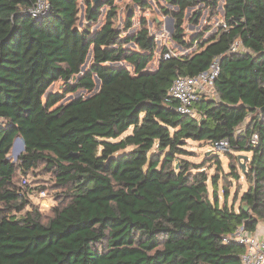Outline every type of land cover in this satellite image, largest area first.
<instances>
[{"label": "trees", "instance_id": "1", "mask_svg": "<svg viewBox=\"0 0 264 264\" xmlns=\"http://www.w3.org/2000/svg\"><path fill=\"white\" fill-rule=\"evenodd\" d=\"M46 1L48 9L31 16L35 0H0V264H241L244 246L231 235L264 220V0H223V21L188 40L185 10L196 8V23L202 9L216 14L219 0H153L173 17V39L193 48L164 58L163 47L155 69L145 18L128 33L131 17L122 29L113 24L115 0H82L79 26V0ZM102 7L105 20L93 28ZM216 58L213 95L198 98L195 117L177 113L165 102L176 73L193 76ZM95 76L96 92L62 102L79 88L93 90ZM58 80L63 91L44 97ZM16 136L24 140L17 164L7 158ZM224 138L234 152H251L237 210L227 194L222 203L217 197L218 157L210 177L205 162L178 157L188 154L187 140ZM233 151L229 169L239 179ZM39 164L61 193L48 216L34 206L16 216L29 201L14 177Z\"/></svg>", "mask_w": 264, "mask_h": 264}, {"label": "rangeland", "instance_id": "2", "mask_svg": "<svg viewBox=\"0 0 264 264\" xmlns=\"http://www.w3.org/2000/svg\"><path fill=\"white\" fill-rule=\"evenodd\" d=\"M149 4L147 8H141L139 5L133 3L131 0H115L116 5V17L114 19V26L118 29H122L125 24V21L131 17L132 19V27L127 30L128 33L136 32L140 27V20L141 18L146 19V25L149 29L151 35L155 37V56L153 60L148 64L150 69H155L157 66V59L162 53V48L165 47L169 51L177 55H184L193 48L186 49L178 44L172 37L174 32V19L173 25L169 19L168 15H164L155 2L153 0H146ZM163 5L165 3L161 2ZM223 0L218 1V5L216 7V14H212L209 9H202L201 14L197 18V22L194 23L191 21V17L196 8H188L185 10V16L183 19V27H184V35L185 39L188 40L191 36L195 35L199 31L203 30L206 26L211 27L208 32L205 33V37L212 33L215 27L223 21ZM83 12H84V3L82 0H79V14H78V25L83 26L84 19H83ZM107 13V7L101 8V15L98 21L93 24V28H98L105 20V16ZM173 18V17H172ZM128 47L134 48V44H128ZM91 61V52L86 57V61L84 63L83 70H80V74H82L86 68L88 67ZM117 65H127V63H119ZM129 66V65H127ZM130 68V67H129ZM79 74V75H80ZM78 75L74 76L69 83H74L77 79ZM95 81V78H94ZM97 83V82H96ZM98 85H95V88L91 91L85 90L83 88H79L73 92L67 93L62 102H67L71 99L78 98V97H88L92 93L98 90ZM63 81L58 80L51 84L44 97H46L49 93L54 91H63ZM131 129L126 131V134H130ZM15 139V138H14ZM114 141V140H113ZM21 144L19 141H14L12 146L9 150L7 158L14 162L15 164L18 163V157L23 152L20 150ZM183 148L188 152L187 155H179V158L187 159L193 163H204L205 172L210 177L214 173L217 172L216 163L214 161V157H218L220 159L221 168L222 170L219 173L220 178L218 180V184L216 187V194L219 199V202L222 203L224 200V195H228L226 201L229 206H234V209L237 210L238 206L240 205L239 197L242 193H244L250 184L248 179L245 177L244 173L241 171V167L239 163L236 165V172H238L239 179L235 178L233 174L230 173L229 163L230 161L233 163V159L230 160L228 157V152L232 151L229 150H213L211 148V144L206 141H193L187 140ZM130 147H127L126 150H129ZM213 151H212V150ZM241 154V153H239ZM249 155L248 153H245ZM217 155V156H216ZM233 155H237L234 153ZM249 158L245 161V166L248 163ZM238 162V158H237ZM203 168V169H204ZM22 177L26 178V183H23L21 180ZM14 183L17 185L19 190L24 193L25 198L29 201V204L26 205L23 211L20 213L14 212L16 216H20L26 210H30L31 206L36 207L44 217L50 214V209L53 205L56 204L57 195L61 193V189H59L55 185V180L53 176L45 171L44 165L39 164L37 167L28 170L27 172L17 171L14 177ZM212 193V187L209 183V194ZM236 207V208H235Z\"/></svg>", "mask_w": 264, "mask_h": 264}, {"label": "built area", "instance_id": "3", "mask_svg": "<svg viewBox=\"0 0 264 264\" xmlns=\"http://www.w3.org/2000/svg\"><path fill=\"white\" fill-rule=\"evenodd\" d=\"M48 9L46 0H35L34 4L27 10L31 16L43 14ZM224 26V24L222 23ZM239 42L236 40L230 46V51H236L239 48ZM176 55L171 51L163 54L164 58ZM219 59H214L210 65L193 76H184L176 73L171 85L167 90L165 102L172 104L174 110L179 114L196 116L197 111L195 102L200 96L210 97L213 95L214 82L219 75ZM4 120L0 119V125H4ZM257 134L254 132L249 138V142L254 146L257 143ZM213 150H229V140L224 138L211 144ZM211 149V150H212ZM212 150V151H213ZM202 170V169H201ZM23 183L26 178L22 177ZM231 238L244 246V252L241 254V264H264V236L257 231H246L243 226L236 228Z\"/></svg>", "mask_w": 264, "mask_h": 264}, {"label": "water", "instance_id": "4", "mask_svg": "<svg viewBox=\"0 0 264 264\" xmlns=\"http://www.w3.org/2000/svg\"><path fill=\"white\" fill-rule=\"evenodd\" d=\"M169 19L171 21V24L173 25V18L169 17ZM83 68H84V64L81 66V70H83ZM94 78H95V81L97 82L96 84L98 85L99 79L97 78V76H95ZM263 109H264V107H262V110ZM16 140L20 141V144H21L20 150H23L24 149V140H23V138L21 136H16L15 139L13 140V143ZM237 158H238V163H239V166L241 167L242 173H245L246 172V170H245V161L248 159V156L245 155V154H238ZM243 208L245 210H247V205H244Z\"/></svg>", "mask_w": 264, "mask_h": 264}, {"label": "crops", "instance_id": "5", "mask_svg": "<svg viewBox=\"0 0 264 264\" xmlns=\"http://www.w3.org/2000/svg\"><path fill=\"white\" fill-rule=\"evenodd\" d=\"M222 8H223V6H222ZM248 122V118L244 121V123L241 125V127L240 128H244V126H246V123ZM234 153H237V155L239 154V153H241V154H245V153H248L249 155H247L248 156V158H250V156H251V152H246V151H242V152H234ZM236 155V156H237ZM246 155V154H245ZM240 198V197H239ZM238 198V199H239ZM234 206H236V205H234ZM236 208V207H235ZM255 231H257L260 235H262V236H264V220L263 219H261V220H259V222H258V224H257V226H256V229H255Z\"/></svg>", "mask_w": 264, "mask_h": 264}, {"label": "bare ground", "instance_id": "6", "mask_svg": "<svg viewBox=\"0 0 264 264\" xmlns=\"http://www.w3.org/2000/svg\"><path fill=\"white\" fill-rule=\"evenodd\" d=\"M20 142V141H19Z\"/></svg>", "mask_w": 264, "mask_h": 264}]
</instances>
